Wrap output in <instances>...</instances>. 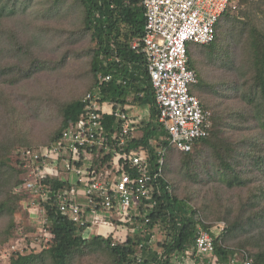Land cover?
<instances>
[{
    "label": "trees",
    "instance_id": "16d2710c",
    "mask_svg": "<svg viewBox=\"0 0 264 264\" xmlns=\"http://www.w3.org/2000/svg\"><path fill=\"white\" fill-rule=\"evenodd\" d=\"M144 23L138 0H0V247L17 239L25 247L9 264H175L183 257L196 264H243L246 257L250 264H264V0H238L236 9L229 7L218 20L211 43L187 45V66L197 79L189 91L211 114L209 134L190 152L167 146L157 125L143 47L132 49L135 40L141 42ZM85 38L84 50L69 48ZM67 55L86 59L88 71L75 76L66 99L45 100L46 106L32 99L33 115L55 113L57 123L45 139L19 137L25 115L6 90L62 70ZM108 74L113 80L101 83ZM96 90L113 112L150 106L134 129L139 136L129 132L127 141L139 152L149 140L153 146L162 141L161 196L148 211L145 232L129 227L118 238L103 232L87 237L89 224L73 222L56 206L71 184L46 178L41 206L47 237L35 239L28 212L24 221L15 218L27 199H37L32 192H14L23 183L20 152L58 141L81 116L82 97ZM100 113L105 134L119 133L118 120L106 110ZM91 154L96 171L111 158L100 150ZM215 221L226 224L224 232L213 234V252L197 254L198 228L209 230Z\"/></svg>",
    "mask_w": 264,
    "mask_h": 264
},
{
    "label": "built area",
    "instance_id": "2783aa9c",
    "mask_svg": "<svg viewBox=\"0 0 264 264\" xmlns=\"http://www.w3.org/2000/svg\"><path fill=\"white\" fill-rule=\"evenodd\" d=\"M138 1L145 23L141 42L135 40L132 49L140 43L143 47L145 69L158 111L157 125L165 134L163 140L167 146L190 152L196 140L209 134L211 114L201 108L198 98L189 91L197 79L187 66V45L211 43L218 20L229 7L236 9L238 0ZM112 80V74H108L101 78V83ZM137 96L142 97V93ZM100 98L98 90L85 93L81 100V116L67 126L58 141L20 152L24 161L21 164L23 183L14 192L37 195V199L32 198L31 205L40 213L42 229L34 234L35 239L47 237L41 206L46 193L41 181L52 177L71 184L68 191L58 196L56 206L61 215L70 216L73 222L81 226L89 224L94 234L103 232L113 238L125 234L129 227L138 232L146 231L148 211L157 205L161 196L166 148L162 141L156 142L154 148L150 140L140 152L130 148L127 135L141 124V116L130 110L113 112ZM101 110L110 112L118 120L119 133L105 134ZM99 150L111 154V158L103 169L96 171L91 153ZM80 196L83 202L79 201ZM224 229L222 222L211 224L209 230L199 227L194 243L196 253L213 252V234L220 236ZM153 239L151 235L148 241L151 243ZM20 242L23 239L11 244L7 250L9 258L23 251L24 242ZM187 262L190 261L183 257L175 264ZM250 263L248 257L243 261V264Z\"/></svg>",
    "mask_w": 264,
    "mask_h": 264
},
{
    "label": "rangeland",
    "instance_id": "374dc122",
    "mask_svg": "<svg viewBox=\"0 0 264 264\" xmlns=\"http://www.w3.org/2000/svg\"><path fill=\"white\" fill-rule=\"evenodd\" d=\"M87 46H89V41L87 38L83 39L80 43L75 44L72 47H69L73 50H84ZM64 53V49L58 52V55L61 56ZM51 58L56 59L57 55H50ZM63 56V55H62ZM88 71V63L86 59L79 58L74 59L71 56L67 55L66 62L64 67L60 71L55 72H44L37 75L33 80L28 81L27 83H23L13 89L6 90L7 93H10V96L14 100L16 106H18L22 110V114H24L22 118L21 125L19 126L22 130V136L29 141L32 139H45L47 135L50 133L51 129L56 125V118L55 113L44 112V111H37V115L34 114L35 102L32 99L39 100L38 102H43V105L46 106L45 100L56 99L61 101L66 99L70 95L71 85L75 79V76H82L84 77L86 72ZM39 98V99H38ZM41 99V100H40ZM30 101V103H29ZM148 104H135L134 106L128 107L130 112L133 114L139 113L142 120H145L147 115V110L149 109ZM6 132H9L7 128L5 129ZM140 132L134 131L135 136H139ZM14 136L13 133L9 135V139H12ZM4 143L6 145L8 141L4 139ZM152 142V140H150ZM80 202H83L82 196L79 198ZM32 199H27L26 205L22 207V210L16 215V221L23 220L25 216V210L28 212L29 216L27 217L26 221L30 225H34L37 228L33 233L37 235L38 231L42 229L40 213L37 207H32L31 205ZM222 221H215L212 224L220 223ZM224 223V222H222ZM225 224V223H224ZM226 226V224H225ZM92 229H86L84 231V235L90 237L93 233ZM14 241H11L7 246L0 247V264H9L8 261L10 251L7 250L10 248L11 244ZM20 242L19 244H22ZM21 246H18V248ZM24 248V245H22ZM190 264V262H187Z\"/></svg>",
    "mask_w": 264,
    "mask_h": 264
},
{
    "label": "crops",
    "instance_id": "0c3cea01",
    "mask_svg": "<svg viewBox=\"0 0 264 264\" xmlns=\"http://www.w3.org/2000/svg\"><path fill=\"white\" fill-rule=\"evenodd\" d=\"M92 232H95V230L93 229V231H92ZM93 234H94V233H93ZM93 234H92V235H93Z\"/></svg>",
    "mask_w": 264,
    "mask_h": 264
}]
</instances>
